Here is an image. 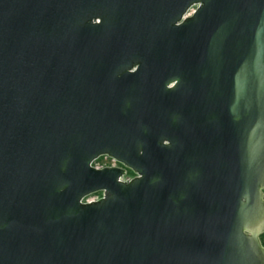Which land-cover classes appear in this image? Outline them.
<instances>
[{
	"label": "water",
	"instance_id": "95a60500",
	"mask_svg": "<svg viewBox=\"0 0 264 264\" xmlns=\"http://www.w3.org/2000/svg\"><path fill=\"white\" fill-rule=\"evenodd\" d=\"M262 234L264 0H0V264H264Z\"/></svg>",
	"mask_w": 264,
	"mask_h": 264
},
{
	"label": "rangeland",
	"instance_id": "374dc122",
	"mask_svg": "<svg viewBox=\"0 0 264 264\" xmlns=\"http://www.w3.org/2000/svg\"><path fill=\"white\" fill-rule=\"evenodd\" d=\"M113 162L114 161L112 159H110L109 157H105V156H101L96 160L97 165L110 164ZM100 195H101V192L99 191V192H95V193L89 195L87 198L88 199H92L93 197L97 198V196H100ZM260 237H261L260 238L261 241L264 243V234H262Z\"/></svg>",
	"mask_w": 264,
	"mask_h": 264
},
{
	"label": "flooded vegetation",
	"instance_id": "af4514ba",
	"mask_svg": "<svg viewBox=\"0 0 264 264\" xmlns=\"http://www.w3.org/2000/svg\"><path fill=\"white\" fill-rule=\"evenodd\" d=\"M196 7H197V5H193V6L189 7V9L186 11V13H185L184 16H189V15H191V13L194 11V9H195ZM114 163H115L116 165H120L118 162H117V163L114 162ZM129 175H133V173H132L131 170L126 169L125 176H129ZM100 196H101V195H100ZM100 196H97V198L100 197ZM97 198H95V199H97Z\"/></svg>",
	"mask_w": 264,
	"mask_h": 264
},
{
	"label": "built area",
	"instance_id": "2783aa9c",
	"mask_svg": "<svg viewBox=\"0 0 264 264\" xmlns=\"http://www.w3.org/2000/svg\"><path fill=\"white\" fill-rule=\"evenodd\" d=\"M105 157H107V156H105ZM98 159V158H97ZM96 159V160H97ZM110 159H112V158H110ZM96 160L93 162V165L94 166H96V167H103V166H109V165H116L114 162H116L114 159H112L114 162L113 163H110V164H102V165H97V163H96ZM117 163V162H116ZM118 166H120V165H118ZM134 175V174H133ZM133 175H129V177H132ZM126 177H128V176H123V179H125ZM95 198L93 197L92 199H88V198H86L85 200H94Z\"/></svg>",
	"mask_w": 264,
	"mask_h": 264
},
{
	"label": "trees",
	"instance_id": "16d2710c",
	"mask_svg": "<svg viewBox=\"0 0 264 264\" xmlns=\"http://www.w3.org/2000/svg\"><path fill=\"white\" fill-rule=\"evenodd\" d=\"M261 238V237H260ZM263 243V242H262ZM264 244V243H263Z\"/></svg>",
	"mask_w": 264,
	"mask_h": 264
}]
</instances>
